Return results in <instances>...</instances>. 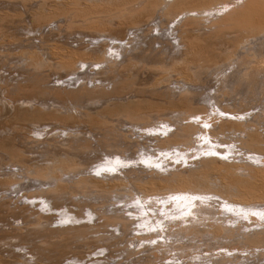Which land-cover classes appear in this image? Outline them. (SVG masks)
Instances as JSON below:
<instances>
[{
  "label": "bare ground",
  "instance_id": "6f19581e",
  "mask_svg": "<svg viewBox=\"0 0 264 264\" xmlns=\"http://www.w3.org/2000/svg\"><path fill=\"white\" fill-rule=\"evenodd\" d=\"M6 1L10 5H15V3L27 5L29 2H33L34 6H32L37 9L30 12L31 15L37 19V23L41 26L42 23H46L47 26L44 27V24L42 27H50L48 30L50 32L59 29L60 23H64L59 17L64 19L67 16L81 18L87 28L98 32V37H91L95 47L92 46L93 48L88 49L87 52L82 51L80 47L75 49L60 48L62 52L58 49L57 51L60 53L57 52L58 56L54 55L58 70L69 72V77L66 80H57L58 84L51 89L59 92L58 103L62 108L66 109L67 104L70 103L73 105L72 110L81 113L83 110L87 113L86 109L88 110L89 106L76 105L73 102L76 98H72L70 95L77 91V88L85 87L89 82H92L94 86L96 80L104 85L102 82L120 78L130 69V73L133 71V55L126 60L127 52H129L126 46L130 42L124 45V38L117 36L116 32H110L112 28H108L107 24L99 21V15H105L113 21L114 18L124 19L127 12H134L139 15L135 21L141 22L144 17L154 18L158 12H163L162 14L167 17H175L172 23L181 17L179 21L177 20L179 23L170 29L173 32L178 28L182 31L186 29L183 33L173 35H175L178 46L183 45L187 49L183 52L184 57L179 62L180 66L178 65V68L175 65L171 68L168 67L167 71L182 69L180 75L184 84L179 87L180 89L184 88L187 92H191L193 89L185 86L196 85L191 82L193 81L191 78L189 79L190 72L183 71L184 66L189 69L201 63L204 64V67L216 61V59L210 58L209 51L206 49L208 45L205 47L206 45L203 44V47L194 35L193 16L205 14L211 16V14L222 13L229 8L230 10L227 11L229 15L226 16L225 13L224 17L219 20L216 36L220 37L228 33L230 29H239L241 32L253 34L247 36L248 40L245 43H242L244 35L233 40L235 50H238L240 46L247 45L249 41L254 44L253 46L259 43L264 47V0H120L123 4L116 7L115 10H111L109 6H107L108 9L103 10L105 6H102L105 4L102 2L106 1L110 5L113 0H99L101 2L99 6L83 4L76 0H58V5L48 4L50 0ZM110 7L112 6L110 5ZM91 12L98 16H93L95 19H92L93 13L91 14ZM122 20H120L121 23H118L119 29L125 27ZM161 23L163 24L162 21ZM39 24L37 27L40 26ZM70 24L72 21L67 28H70ZM133 25L136 26V23ZM135 26L129 25V28L135 29ZM156 27L160 28L159 24ZM59 30L62 32L63 28ZM32 32L35 31L32 30L28 34ZM210 39L212 40V38ZM10 41L12 42V39ZM35 43L37 44V42ZM165 43L168 44L167 41ZM32 46L34 45L32 44ZM32 46H30L29 52L25 48L23 52L24 55L27 52L29 66L36 71L51 66L52 60L43 57L41 53L44 51L40 50L41 46L36 45L35 48ZM45 48L46 46L44 50ZM53 49L54 45L48 43L49 56L50 53L55 54ZM23 53L19 54L23 55ZM227 55L224 59L225 65L234 54ZM51 56L53 58V55ZM121 57L123 58L121 59ZM249 58L251 59L252 56ZM225 65L219 67H225ZM88 70H96V74L102 73L106 78L99 79L98 76L94 80L92 79L94 77L89 76ZM245 70L246 67H237L228 75H224L227 87L241 85L240 89L238 88L234 93L246 97L250 95L258 97L264 94V66L256 69L255 76L258 79L248 80L249 77ZM225 72L223 70L222 74ZM169 75L160 76L161 78L157 79L158 84L161 86L170 78ZM243 77H247L248 81H244ZM112 89L114 90V86ZM101 95L104 97L97 99L98 104L115 99L113 96H106L104 91H101ZM118 99L121 98L118 97ZM205 100L211 103L215 99L208 97ZM76 101L84 103L89 100L80 96ZM17 103L19 104V102ZM37 103L41 105V108L46 107L43 100ZM142 103L130 102L123 106L118 105V108L115 109L118 111V115L112 113L109 119L102 122L97 121L98 124L110 125L115 129V133L107 130V134L113 136V138H108L111 143L105 147L108 149L110 147L109 151L101 148L100 140L95 137L96 135H92L94 133L90 132L89 136H83L81 132H76L77 130L68 133V138L73 137L75 143L85 139L89 145L84 143L87 146L80 149L77 154L64 151L63 154L56 153L45 164H29L30 159L25 151L5 150L11 157V164L8 162L6 166H11L13 170L10 168L9 175L0 180V187L6 186L7 190H10L12 186L17 185L14 188V192L17 194L34 188L38 195L32 196L31 192L23 194L22 198H25L26 201L21 204L22 209L18 213L12 209L11 204L3 205V201L8 198V195L0 194V251L6 245L8 246L6 251L11 253L8 257H0V264H7V262H10L9 264H45L47 261L53 264V261L60 258L59 255L62 253V251L53 248L61 244H66L72 249L73 247L75 249L94 248V253H89V255L91 254L89 260L74 258L69 259L66 264H88V261L91 264H137L135 260L130 261L128 258L143 253L149 258L158 259L157 253L164 249L170 253L175 251L172 262L169 264H192L191 261L196 258L205 261L197 262L198 264H246L242 260L249 259L258 260V262L264 261V126L263 132H259L261 114H256L255 111L253 113L232 111L222 107L215 100L211 105L212 115L209 107H201L191 109V111L187 110V114H190L186 118H181L186 113L183 110L185 108L181 109L179 105H172L169 110L174 114L179 108L182 111V116L176 114L174 117H169L168 114L166 116L165 114L154 115V112H150L142 106ZM33 104H35L34 100L31 99L20 101L22 107L28 105L34 107ZM45 109L47 110V108ZM73 117L76 118L75 115ZM160 124L164 127H160ZM172 127L174 130H171ZM161 133L167 134V136L162 137ZM101 135L99 134L98 137ZM238 143L239 145H237ZM223 146H226V149L225 147L221 148ZM155 147L159 151V155L152 152L151 148ZM97 153H105L107 161L105 162L101 158L95 162L96 164L89 165V159ZM137 153H140V156L136 158L134 155ZM245 156L247 157L244 159ZM196 157L199 159H195ZM139 162L150 166L151 174H154L151 178H141L132 171L131 174H128L130 170H134L136 165L141 166ZM175 164L177 165L175 166ZM15 167L18 169L15 170ZM172 167L173 169L170 170ZM130 175L134 176L130 178ZM129 180L132 181L131 184ZM78 192L79 194L83 193L81 197L77 195ZM68 196L79 205L77 212L70 210L68 206L63 209L54 206V200L61 202ZM90 196L95 199L92 200ZM113 197L116 199L115 202L112 201ZM100 199L104 201L110 199L113 203L102 206L104 203H101L103 201ZM99 200L101 202H98ZM111 206L113 209H110ZM128 212L130 215H126ZM8 218L10 220L12 218L13 221L7 220ZM19 223H22V226L15 227V224ZM249 223L251 224L249 225ZM133 225L136 227L129 229ZM110 227L112 229L109 230ZM129 231L136 232L132 236L133 240H126ZM129 238L131 237L129 236ZM24 240L29 243H23ZM141 241H144V246L136 248L138 247L136 244L138 245ZM221 242H226L230 246L232 244L233 247L230 248L223 244L222 248L227 246V248H223L225 250L223 251L218 246ZM128 243L136 247L131 249ZM29 245L32 247H28ZM213 246L214 248L218 246L219 251ZM185 247L191 254L193 252L192 255L189 253L191 257L195 255L191 261L188 251L185 252ZM205 247H212L214 250H203ZM53 252H57L58 255H52ZM118 252L125 253L126 260H117L116 253ZM17 257L24 260L17 259ZM148 262L152 264L155 261L149 260Z\"/></svg>",
  "mask_w": 264,
  "mask_h": 264
},
{
  "label": "rangeland",
  "instance_id": "374dc122",
  "mask_svg": "<svg viewBox=\"0 0 264 264\" xmlns=\"http://www.w3.org/2000/svg\"><path fill=\"white\" fill-rule=\"evenodd\" d=\"M76 1H79L80 3H83V4L87 3V4H91V5L92 4L97 5V6H99V4H101V2H99V0H76ZM119 1L120 0H113L112 4H110L112 7H110V5H108V3L106 1L102 2V4L105 3L104 5H102V6H105V8L103 7V10H105L107 8V6H109V8L111 10H115L116 7L123 4L121 2L122 0L120 2ZM32 3L33 2H29L27 5H23L22 3H15V5H10L8 1L0 0V14H1L0 15V180H2L3 178H5L9 175V172H10L9 169L11 168V166H9V165L6 166L8 162H9L8 164H11V157L7 152H5V150L12 151V149H13V151H19V150L25 151L27 157L30 159L29 164H31V165H35L38 163H39L38 165H41L43 163L45 164L47 162V160H49L56 153L63 154L64 152H67V153L77 154L80 152L79 151L80 149L89 145V142H87L85 139L75 143V140L73 139V137L68 138V136H69L68 133L75 132L76 130H77L76 132H81L83 134V136H89L88 134L90 132L94 133L92 135H94V136L96 135L95 137H97V139L100 140V145L102 146L101 148H103V150L106 149L105 151H109L111 148L109 147V149H108L105 147L106 146L108 147L109 144L111 143V142H109L108 138H113V136L108 135L107 130L112 132V133H115V129L110 125L105 126V125L98 124V122H102L103 120L105 121V120L109 119L112 113L114 115L115 114L118 115V111H115V109L118 108V105L123 106L125 104L130 103V102H135V103H138V102L142 103L143 102L142 106L146 107V109L150 110V112H154V115L160 116V114H162V115L165 114V116H166L168 114L169 117H171V116L174 117L176 114H179L180 116H182L181 115L182 111L179 108L182 109V107H183V108H185L183 110L186 113L184 112L185 114L181 118H186V116H188L190 114V113L187 114V112H188L187 110L190 109L189 111H191V109L201 108V107H209L210 108L209 109L210 114L212 115L211 105L216 100V101H218V103L222 107H226L232 111H234V110L235 111L237 110L239 112L246 111L248 113H253L255 111L254 113H256V114L260 113L262 117H260L261 122H260L259 132H263L262 128L264 126V113H263L264 112V110H263L264 109V94H261L258 97H254L252 95H250L248 97H246L244 95H239L238 93H234V92H236L238 90V88L240 89L241 85L227 87L228 84L226 85V81L224 80V79H226V78H224V75H228L234 69H237V67L238 68L239 67H246L245 72H247V75L249 77L248 80L258 79L255 76L256 69L262 68L264 66V57H263L264 56V47L260 46L259 43L255 46H253L254 44H252L251 41H249V43H248L249 45L245 44V45H243V47L240 46V48L238 50H235V48L233 47V43H232L233 40H235L238 37H242V35H244L242 37L243 38L242 43H245V41L248 40L247 36L250 34H253V33L241 32L239 29H237V30L236 29H234V30L230 29L231 31L229 30L228 33H225L224 35H222L220 37H219V35L216 36L215 32L217 31L219 20H221L224 17L223 15H225V13H226V16L229 15V13L227 14V11L230 10L229 8H228V10H225L224 12H222L223 14L219 12V13L211 14V16L208 14L200 15V16L199 15L193 16V24H194L193 33H194V35L197 37L199 42L202 43L203 47H204V45H206L205 47H207V45H208V47L206 49H207V51H209L208 53L210 55V58H212V59L214 58V59H216V61L212 62L209 65H205L204 67H203L204 64L202 65L201 63L197 64V66L194 65V67H191L189 69L186 68V66H184L186 69L184 68L183 71L186 73L190 72L189 75L191 77L189 76V79L191 78V80H193V81H191V80L190 81L192 83H195V85H196V86H190V85L185 86L186 88L189 87V88L193 89V91H191V92H187L184 90V88L180 89V87H179L180 85L182 86L184 84V80L182 81V77L180 75L182 73L181 72L182 69L179 71H178V69L177 70H171L170 69V71H167L168 67L171 68V67H174V65H175V67L178 68L180 66L179 62L184 57L183 52H185L184 50L187 49V47H185L183 45L178 46L177 41L175 40V35H173V34H177V33H183V31H185L186 29H183V31H182V29L178 28V29L174 30V32L170 29L172 26L179 23L178 21L181 19V17L177 18L176 22L172 23L173 18L175 19V17H169V16L167 17L165 14H162L163 12H158L157 16L155 15L154 18L152 17V18L147 19L144 17L141 20V22H137V21H135V18H137L139 15L135 14L134 12H127L128 14L126 13L124 15L125 16L124 19L123 18H114L113 21H111L110 18L106 17L105 15L104 16L103 15L98 16L94 12H91V14L93 13L92 19H95L94 17L98 16L99 21H101L104 24H107L106 26H108V28L109 27L112 29L114 28V30L110 29V32H112V33L116 32L115 34H117V36H119L120 38H124V45L125 44L127 45L128 42H130L129 43L130 45L128 44L126 46L129 50V52H127V55H126V60L130 59L129 57L131 55H133L132 57H134V60H133L134 63H133V67H132L133 71H131V73H130V70H131L130 69L126 72L127 74L124 73L123 76L120 77L121 79L115 78L112 80L102 82V84H104V85H101L100 84L101 82L99 80H96L97 79L96 77H98V76L100 77L99 79L106 78V76L104 74H102V73L96 74L97 73L96 70H93V71L88 70L89 76L94 77L92 79L96 80L94 82V86H93L92 82H89L87 86L82 87V88H80V87L77 88V91H74V93L72 95H70L72 98L75 97L76 99H77V97L84 96L86 99L89 100V101H85L84 103H82L81 101H76V99L73 100V102L76 103V105L84 104L85 106H89L88 110L86 109L87 113L84 112L85 110H83L81 113V112H76L75 110H72L73 105L70 103L67 104L68 107L66 109L62 108L60 106V104L58 103L59 92L57 90L51 89V88H54V86L58 84L57 80L62 81V80L68 79V77H69V72L60 71V69L58 70V68L55 65L56 64V57L55 56H58L57 54L60 53V51L62 52V49H60V48H64V49L74 48L75 49V48L80 47L82 51L87 52L88 49L95 47V45L92 43L91 37L92 38L98 37V34H97L98 32L94 31V29H91L89 27L87 28L85 25V22H83V20L81 18H76L73 16L72 17L67 16V18H64V19H63V17H59V19L62 18V21L64 22L63 24L59 22L60 23L59 29L63 28V31L61 32V30L56 29V30H52L50 32V31H48L50 27L44 28L47 26L46 23L41 22L42 26H44V24H45V26L42 27L39 23H37V19H35V17L31 15L32 13H30V12H32V11L34 12V10L37 9L36 7H33L34 5ZM50 3L58 5L59 1L55 0V2H54V0H50V2L48 4H50ZM13 15H15V16H13ZM163 15H165V16H163ZM100 16H102V17H100ZM65 20H67V21H65ZM120 20H122V22L125 24V25L123 24L125 27L122 26L123 28L119 29L118 23L119 22L121 23ZM34 21H36V22H34ZM70 21H72V24L69 25L70 28H67ZM96 21H97V19H96ZM115 21H117V22H115ZM133 21H134V23H136V26L133 25L134 23L132 24ZM161 21L163 22V24L161 23ZM112 23H114L113 26H112ZM38 24L40 26L37 27ZM157 24H159L160 28L156 27ZM129 25L135 26L134 27L135 29H130ZM29 28H30V30H29ZM139 28H140V30H138ZM168 28H169V30H168ZM31 29L34 30L35 32L28 34L32 31ZM118 32H120V33H118ZM69 33H71V34H69ZM51 34H53V35H51ZM217 34H218V32H217ZM81 36H82V38L83 37L84 38L82 39ZM85 36H87V37H85ZM215 36H216V38H215ZM29 37L32 41L29 39ZM155 37H157V38H155ZM210 38H212L213 41ZM11 39H12V42L14 40H16V41H14L12 43L10 41ZM8 40H9V42H7ZM20 41H22V42H20ZM166 41L168 44L165 43ZM208 41L211 43L210 45H209ZM29 42H31V43H29ZM35 42H37V44ZM2 43H4V44H2ZM26 43H28L29 45ZM43 43H44V45H43ZM48 43L50 45H52V44L54 45L53 50L55 51V54L50 53V56H49L48 50H47ZM32 44L34 46H32ZM35 44L39 45V47L41 46L40 50L44 51L41 53L44 58H48V60L50 59V61L52 60V62H51L52 65L51 66L49 65L48 68L45 67L46 69L42 68L41 70L36 71V70L32 69L31 66H29V64H28L27 52H29V50H31L30 46L35 48V46H36ZM45 46H46V48L44 50ZM24 48L27 51L25 55L23 53ZM260 48H261V50H260ZM58 49L60 51H57ZM106 49H107V47H106ZM255 49L258 51H256ZM248 51L249 52L251 51L252 54H251V52L249 53ZM258 52H259V54L261 53V56H262L261 59H260L261 56L259 57ZM19 53H21V54L23 53V55H21ZM214 53H216V54H214ZM230 53H232L234 55H232V59H230V61L227 62V64H226L227 66H226L224 63V59H225V57L228 56L227 54H230ZM51 55H53V58L55 61L53 60ZM251 56H252V58L248 59V57H251ZM25 58H27V59H25ZM122 58L123 57H121V59ZM168 62H170V63H168ZM172 62H174V63L172 64ZM222 65H225V67L223 66L224 69H223V67H219ZM147 67H148V69H147ZM30 69H32V70H30ZM95 69H97V68L95 67ZM214 69H216V70H214ZM250 69H252V70H250ZM221 70H222V72H223V70L226 72L224 74H222ZM93 74H95V75H93ZM166 74H168V75L170 74L169 75L170 78L164 82L165 84L162 83L160 86L158 84V80L161 78L160 76H164ZM192 78H194V79H192ZM243 78H244L243 79L244 81H248V80H246L247 77H243ZM195 80H196V82H195ZM169 81H170V83H169ZM181 82H183V83H181ZM166 84L168 85V87ZM164 85H166V86H164ZM113 86H114V90L112 89ZM154 86H155V88H154ZM159 86H160V88H159ZM98 87L99 88L102 87V88L99 89ZM89 88H90V90H89ZM96 89H98V90H96ZM101 91H104L106 96L110 95V96L115 97V99L114 100L109 99L108 100L109 102L108 101H106V103L100 102V104H98L99 102L97 101V99H100L102 96L104 97V95H101ZM133 91H134V93H133ZM128 94L130 96H132L133 98L130 97ZM124 95L126 98L124 97ZM118 97L121 99H118ZM208 97L214 98L215 100H213V101H211V103H209L205 100ZM253 98H255V99H253ZM18 99H19V101H18ZM23 99L34 100V103L37 106L35 104H33L34 107H32L31 105L22 107V106H20V101H22ZM41 100H43L45 102L46 107L41 108V105L39 103H37L38 101L40 102ZM54 100L57 102H55ZM17 102H19V104ZM48 104H50V105H48ZM172 105H179L180 106L178 108L177 113L174 112V114H173L172 111L169 110ZM56 106H58V107H56ZM45 108H47V110ZM121 108L123 109V107H121ZM121 108H120V110H121ZM63 110H65V111H63ZM156 112H157V114H155ZM179 112H181V113H179ZM151 114H153V113H151ZM74 115L76 118L73 117ZM115 118L118 119L117 117H115ZM262 122H263V124H262ZM159 126L164 127L162 124H160ZM123 129L125 130L126 128H123ZM172 129L174 130V127H172L171 130ZM98 133L104 135V136L101 135L103 138L101 136H100L101 138L98 137L99 136ZM161 135H162V137L167 136V134H163V133H161ZM229 139L227 140L228 142L230 141ZM102 140H104V141H102ZM82 142H83V144H81ZM84 143L87 145H85ZM77 144H79V145L77 146ZM237 145H239V143ZM224 147L226 149V146H223L221 148H224ZM76 148H77V151H76ZM156 149H157L156 147L154 149L151 148V150H153L152 151L153 153L159 155V151ZM31 153H33V154H31ZM140 153L135 154L134 157H136V158L139 157ZM31 157H33V159H31ZM198 157H196L195 159H197ZM246 157L247 156H245L244 159ZM101 158L103 159V161H105V162L107 161V156H105V153H97L96 155L94 154L89 159V165L96 164L95 162ZM237 160H239V159H237ZM245 161L247 162L248 160L246 159ZM139 163H141V162H139ZM145 164L146 163L142 162L141 166L136 165L134 168L135 171L132 169L128 172V174L129 173L131 174V171H132V173L136 172L135 175H137L141 178H144V179L151 178L152 175H154V174H151L152 171H150V166L148 164H146V165ZM176 165L177 164H175V166ZM184 167H185V164H184ZM11 169L13 170V168H11ZM14 169L16 170V169H18V167H15ZM172 169H173V167L170 168V170H172ZM3 170L4 171L6 170V171L4 172ZM133 176L134 175H130V178H132ZM129 181H130L129 183L131 184L132 181L131 180H129ZM16 186L17 185L12 186V188L10 190H7L8 187H6V186L0 187V194L2 193L3 195H8V198L3 201L4 203L2 202L3 205L7 206V205L11 204L12 209H15L19 213V211L22 209L21 204L26 201L25 198H22V195L26 194L27 192H31L30 194L32 196L33 195L36 196V195H38V193L35 191L34 188H31L27 191L26 190L23 191L24 193L19 192L18 194H20V193L21 194L18 196V194L16 192H14V188ZM82 194H83L82 192H81V194H79V192L77 193V195H79L80 197ZM10 196H13V197H10ZM18 197H20V198H18ZM90 198H92V200L95 199V197H93V196L92 197L90 196ZM113 198H112V201L115 202L116 199H115V197H113ZM100 200L103 202H101ZM100 200L98 202L104 203L102 206H107V205H110L113 203L110 199L105 200V201L103 199H100ZM30 202H32V201H30ZM53 204L56 207H61V209L65 208V206H68V208L74 212H77V207L79 206L78 204H76V202L71 200L70 196L66 197L65 200H63L61 202L54 200ZM80 206H83V205H80ZM116 206H118V205H116ZM110 209H113V206H111ZM5 214H6V212H5ZM126 215H130V213L128 212V213H126ZM7 220H10V219L8 218ZM10 221L12 222L13 219L11 218ZM250 224L251 223H249V225ZM20 226H22V223L15 224V227H20ZM134 227H136V225L129 227V229L134 228ZM7 229H9V228H7ZM110 229H112V227H110L109 230ZM135 233L136 232H130L129 231L127 233V236H126V240H133L132 236ZM129 236L131 238H129ZM159 240H160V238H159ZM26 241L27 240H24L23 243H29V241H27V242ZM153 242H155V241H153ZM37 244H39V243H37ZM144 244H145L144 241H141L138 245L136 244V246H138V247H136V246L128 243V245L130 246L131 249H134L135 247L141 248L142 246H144ZM223 244H226L228 247L230 246V244H228L226 242H223V243L221 242L220 244H218V246L220 247L219 249L223 250V248H227V246H224L222 248ZM30 246L32 247V245H29L28 247H30ZM218 246H215V248L213 246V248L218 250ZM234 246H236V245H234ZM52 247H54V246H52ZM61 247H63V248L60 249ZM231 247H233L232 244H231L230 248ZM238 247H239V245H238ZM240 247H243V246L240 245ZM64 248H66V249H64ZM213 248L212 247L211 248L205 247V248H203V250H205V249L206 250L207 249L212 250ZM53 249H58V250L62 251L61 255H59L61 257L60 258L58 257V259L55 260L56 262L53 261L54 262L53 264H57V263L58 264L59 263L60 264H66V262L69 259H74V258H82V259H84V261H87V260H89L90 255L92 253H94V248L83 247V248H79V249L76 248L75 249L73 247V249H72L66 244L58 245L57 247H55ZM6 250H8V246L5 245V246H3L2 251H0V257H8V255H11V253H9ZM164 250L162 252L157 253L158 259H152L153 257L149 258L148 255L145 256L143 253L136 254L132 258H128V259H130V261L135 260L137 264L138 263L139 264H150L148 262L149 260L155 261L152 264H169L170 262H172V257H174L175 251L170 253L168 250H165V252H164ZM185 250H186L185 252L188 251L186 247H185ZM223 251H225V250H223ZM89 253H91V254L89 255ZM189 253L191 254V252L188 251V256H189L190 261H191L192 258H195V255H193V257H191L193 252L191 255ZM52 255L56 256L58 254H57V252H53ZM186 255H187V253H186ZM126 257L127 256L125 253H123V254H121V252L116 253V259L117 260L119 259V260L123 261V260H126ZM145 257H147V258H145ZM187 258L188 257H186V259ZM189 258L187 260H189ZM17 259L24 260L21 257H17ZM173 261L175 262V260H173ZM200 261L205 262L204 260L202 261V260H199V258H196V259H193L191 261V263L192 264H194V263L198 264L197 262L200 263ZM242 261L244 263L246 262V264L247 263L252 264L253 261H254V264H264V261L258 262V260H255V259L242 260ZM9 263L10 262H7V264H9ZM45 264H52V263L50 261H47V262H45ZM88 264H91V262L88 261Z\"/></svg>",
  "mask_w": 264,
  "mask_h": 264
}]
</instances>
